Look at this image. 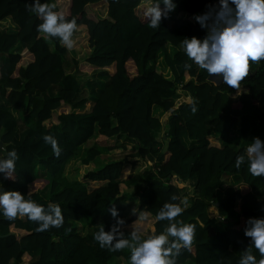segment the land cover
I'll use <instances>...</instances> for the list:
<instances>
[{
  "label": "trees",
  "instance_id": "16d2710c",
  "mask_svg": "<svg viewBox=\"0 0 264 264\" xmlns=\"http://www.w3.org/2000/svg\"><path fill=\"white\" fill-rule=\"evenodd\" d=\"M57 1L40 3L75 19L71 39L86 38L89 48L84 65L37 30L33 0H0V159L18 156L13 179L0 173V190L48 214L59 206L63 216L61 227L38 232L27 216L0 213V264H131L130 248H102L95 234L117 228L114 237L136 232L142 241L164 233L170 222L156 217L166 203L183 209L172 222L195 226L190 246L170 257L175 264H239L245 251L258 261L244 231L249 218H264V177L250 173L247 153L256 138L264 151V60L250 62L231 88L208 82L184 52V39L206 37L219 0H173L157 28L146 16L157 0H63L66 13ZM99 4L105 15L89 18L87 8ZM196 15L208 16L203 27ZM45 135L57 140L59 157Z\"/></svg>",
  "mask_w": 264,
  "mask_h": 264
},
{
  "label": "clouds",
  "instance_id": "9594fccd",
  "mask_svg": "<svg viewBox=\"0 0 264 264\" xmlns=\"http://www.w3.org/2000/svg\"><path fill=\"white\" fill-rule=\"evenodd\" d=\"M219 2L221 11L207 26L206 37L184 39V52L209 76L215 75L217 78L222 76V83L231 88H237L249 75L250 62L264 60V0H219ZM161 3L164 5L163 9L160 8ZM230 4L233 7H230ZM175 7L173 0H162V2L157 0L146 13L150 27H159L162 18L167 19L168 14ZM28 10L36 13L43 20V23L37 26L39 32L48 37H58L68 48L73 46L71 37L77 27L75 19L65 21L62 15L53 12L48 4H41L40 0H33ZM193 19L203 27L209 18L207 15H196ZM190 67L191 65L185 64L186 69ZM213 82L217 83L215 80ZM43 139L45 143L51 145L53 152L59 157L61 150L57 140L51 135H45ZM247 153L250 173L264 177V151L261 150L259 138L254 139L249 145ZM17 159L18 156L14 150L7 153L6 159H0V173H5V179H13ZM244 162L243 155L237 156L235 166L239 168ZM49 211L51 214L45 213L43 206L31 200H25L19 192L0 190V213L9 220L18 214L27 216L29 220L37 223L38 232L46 231L50 227H61L63 224L61 208L51 205ZM110 211L113 217L117 216L114 207ZM182 211L178 204L166 203L156 219L168 220L169 226L164 233L149 236L142 241L136 232H133L130 240L114 237L113 234L117 233V228H112L107 234L101 228L94 239L102 248L110 247L112 251L130 248L131 264H175V260L170 257L177 255L182 246H190L195 227L179 221L172 222ZM121 223H123L122 220L117 221V224ZM246 224L251 227L245 229L244 236L250 238L251 247L259 251L261 258L257 261L255 256L245 251L239 264H264V218H249ZM169 237L174 239L170 241ZM114 239L116 243L113 244Z\"/></svg>",
  "mask_w": 264,
  "mask_h": 264
},
{
  "label": "rangeland",
  "instance_id": "374dc122",
  "mask_svg": "<svg viewBox=\"0 0 264 264\" xmlns=\"http://www.w3.org/2000/svg\"><path fill=\"white\" fill-rule=\"evenodd\" d=\"M58 1H57V5H59L61 10H64V7L67 5L66 1H63V0H58ZM105 11H106V5L105 4H103V5L99 4V5H96V6H90V7L87 8V14H88L87 16L89 18L95 20L97 18L103 17L105 15ZM64 13H66V7H65V10H64ZM182 17H185V18L189 19L188 16H183L182 15ZM80 33H82V31H80ZM42 35L45 36L46 34L42 33ZM70 50H71L72 55L75 56L81 62L82 65H84L82 61H83L85 55L88 53V50H89L86 38L85 39H83V38L79 39V43H75V44L73 43V46L71 47ZM89 69H90L89 67H84V70H86V71H89ZM187 102H189V100H187ZM165 119H166V116L162 117L161 120L164 122ZM213 144L217 145L215 142ZM89 146H91V145H88V147ZM86 148L87 147H83V149L81 150L79 158L77 160V164L84 157V153L86 151ZM106 160H107V157H106V154H104V155L101 156L100 161H98V163H95V162L93 163V167H95V168L98 167L100 164H102L101 162H106ZM77 164L75 162L71 163L72 170H73V167H77L78 166ZM78 168H79V166H78ZM136 171H139L138 168L136 169ZM45 184H46V182L37 181L34 187L36 189H40ZM237 184H239V182L236 180V181H234L232 183V187H236ZM240 188L243 189L242 186H240ZM208 213H209V215L211 217H212V213L216 214L215 206L211 207L209 209ZM143 221L147 225L151 224V221L148 218H144ZM149 232H150V229H148V234H149ZM125 238H126V236H125ZM130 238H131V236H130Z\"/></svg>",
  "mask_w": 264,
  "mask_h": 264
},
{
  "label": "water",
  "instance_id": "95a60500",
  "mask_svg": "<svg viewBox=\"0 0 264 264\" xmlns=\"http://www.w3.org/2000/svg\"><path fill=\"white\" fill-rule=\"evenodd\" d=\"M213 80L217 81V83L213 82ZM207 81L210 82V83H212V84H214L215 86H218V85H221L222 84V76L219 77V78H217L215 75H213V76H209L208 75ZM188 100H189V102L191 101V99H188ZM0 147H1V143H0Z\"/></svg>",
  "mask_w": 264,
  "mask_h": 264
},
{
  "label": "crops",
  "instance_id": "0c3cea01",
  "mask_svg": "<svg viewBox=\"0 0 264 264\" xmlns=\"http://www.w3.org/2000/svg\"><path fill=\"white\" fill-rule=\"evenodd\" d=\"M86 69V68H85ZM83 72H86V73H89L91 71V69H89V71H85V70H82ZM42 182H45L43 180H41ZM183 202H185V200H183ZM216 211V209H215ZM212 217H217V211H216V214L212 213ZM22 233V232H21ZM127 238L130 239V236H126ZM135 242V241H134Z\"/></svg>",
  "mask_w": 264,
  "mask_h": 264
}]
</instances>
